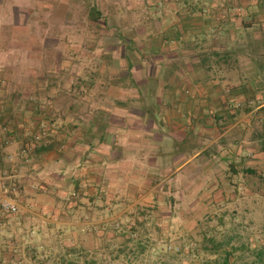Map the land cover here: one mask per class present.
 I'll return each mask as SVG.
<instances>
[{
	"label": "rangeland",
	"instance_id": "1",
	"mask_svg": "<svg viewBox=\"0 0 264 264\" xmlns=\"http://www.w3.org/2000/svg\"><path fill=\"white\" fill-rule=\"evenodd\" d=\"M172 67L183 108H209L201 145L239 125L167 193L109 158L87 185L71 137L160 108ZM260 90L264 0H0V108L33 112L14 141L0 124V202L19 205L0 207V264H264Z\"/></svg>",
	"mask_w": 264,
	"mask_h": 264
},
{
	"label": "crops",
	"instance_id": "2",
	"mask_svg": "<svg viewBox=\"0 0 264 264\" xmlns=\"http://www.w3.org/2000/svg\"><path fill=\"white\" fill-rule=\"evenodd\" d=\"M152 44V42L149 43L150 48L153 47ZM224 48L227 47L224 46ZM196 65L198 66V64ZM169 72V76L165 75L162 79L165 82L161 87L164 102L159 103L158 107L160 108H146V111H142V108H130L135 111L133 115L141 117H137L139 119L132 117L129 121L122 120L118 123L120 126L117 127H115L117 124L113 125L111 120L102 126L97 124L96 128L100 130V133L108 131L110 128L117 129L119 127L120 130L122 129L121 137L117 143L116 140L110 143L105 142L102 133L94 136L93 141L87 140L84 133L71 137L70 145L81 140L79 142L82 144V169L87 175V185L100 184V180L103 178L105 159L109 158L108 160H113L116 166L126 168L127 161H130L132 169L145 171V176L151 180L147 179L146 189L139 188L140 191L149 194L159 191L167 193L168 186H165L172 176L182 175L188 169L200 170L202 168L201 161L203 159L210 160L212 155L208 154L209 148L207 147L211 143L219 141L227 131L239 125L238 120L222 131L217 138L201 145L202 139H205L204 134L210 128L209 125L213 124L209 122V116H203V113H207L209 108H200L197 104L191 108H183L180 90L177 89V84L179 88L183 83V75H179V71L174 72L173 67L171 70L169 69ZM199 78L195 79L199 80ZM213 81L216 82L217 79ZM262 91L264 90H260L261 95ZM226 101L229 100L223 98L222 102L218 104L221 107L222 104H228ZM250 112L252 110H248L245 116ZM0 113L3 116H0V124L9 126L13 123V127H8L6 130L7 136L12 141L18 138L17 134L22 129L26 128L27 119L33 114L32 110L28 108H0ZM95 125L93 122L89 128L93 129ZM2 128L6 129L5 126ZM72 155L74 156L75 153L73 152ZM95 180L97 181L95 182Z\"/></svg>",
	"mask_w": 264,
	"mask_h": 264
},
{
	"label": "trees",
	"instance_id": "3",
	"mask_svg": "<svg viewBox=\"0 0 264 264\" xmlns=\"http://www.w3.org/2000/svg\"><path fill=\"white\" fill-rule=\"evenodd\" d=\"M232 53H233V51L226 49V50H224V52H220V53L218 51H215V52H213L212 55L222 57V59L226 60V58H228ZM260 145H261V147H260L261 151H262V153L264 155V137L261 138ZM46 147H47L46 144H41L39 149L43 150ZM42 264H45V263L42 262ZM207 264H211V263H207ZM220 264H228V259L226 258V256H225V258L222 259V262Z\"/></svg>",
	"mask_w": 264,
	"mask_h": 264
},
{
	"label": "built area",
	"instance_id": "4",
	"mask_svg": "<svg viewBox=\"0 0 264 264\" xmlns=\"http://www.w3.org/2000/svg\"><path fill=\"white\" fill-rule=\"evenodd\" d=\"M36 138H39V136H36ZM0 207L10 213H16L19 205L14 200L5 197L1 200Z\"/></svg>",
	"mask_w": 264,
	"mask_h": 264
}]
</instances>
